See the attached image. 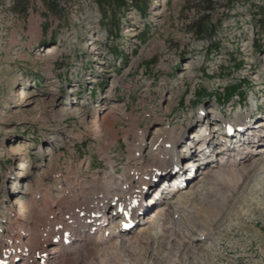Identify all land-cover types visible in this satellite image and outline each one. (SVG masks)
Returning <instances> with one entry per match:
<instances>
[{"label":"rangeland","instance_id":"1","mask_svg":"<svg viewBox=\"0 0 264 264\" xmlns=\"http://www.w3.org/2000/svg\"><path fill=\"white\" fill-rule=\"evenodd\" d=\"M10 5V0H0V230L11 209L24 217L21 206L30 198L34 178L56 186L46 176L58 154L64 172L70 167L83 180L110 170L102 140L90 130L94 111L102 116L121 103L141 129L148 128V143L159 136V119L186 128L183 142H195L187 152L183 143L178 146L182 162L171 164L159 184L146 189L147 209L136 223L126 224L132 236L156 225L147 251H137L143 255L137 259L159 264L155 256L162 232L159 224L148 223L156 210L151 199L185 221L199 217L200 190L193 187L203 171H193L186 181L176 175L173 181L166 178L191 159L198 144L194 136L205 128L215 135L217 152L211 146L209 157L216 163L225 151L218 144L221 119L247 117L252 124L264 118V0H150L143 11L131 5L109 22L93 0L81 1L64 18L47 14L41 0L32 2L26 17L9 11ZM204 22L216 29L212 41L219 44L218 51L210 52L198 33ZM242 80L239 93L245 97L236 93L224 103L222 89ZM130 124L123 120L117 127ZM127 148L121 138L111 151L117 175L128 165ZM259 150L264 151V144ZM251 163L255 174L230 197L226 210L204 224L203 231L185 234L194 239V247L176 264H264V155ZM178 186L195 194L187 205ZM114 209L105 218L124 226ZM206 232L209 237L200 236ZM57 244L51 239L48 249ZM22 262L18 258L16 264ZM124 264H130L127 258Z\"/></svg>","mask_w":264,"mask_h":264},{"label":"bare ground","instance_id":"2","mask_svg":"<svg viewBox=\"0 0 264 264\" xmlns=\"http://www.w3.org/2000/svg\"><path fill=\"white\" fill-rule=\"evenodd\" d=\"M110 109L102 116L94 111V126L90 130V134L102 140L103 160L110 170L94 173L91 179L83 180L70 167L64 172L58 154L51 161L49 176H46L51 177L56 186L34 178L29 183L28 202L20 205L24 217L11 209L4 219L0 230V264H16L18 258L23 259L22 264H124L125 258L130 264H140L137 258L141 253L137 251H147L153 238L150 232L156 225L132 236L126 224L136 223L139 213L147 209V204L143 205L146 189L159 184L171 164L180 165L183 157L177 151L178 146L183 143L187 152L195 142H183L186 128L174 127L167 120L159 119V136L148 143V128L141 129L138 118L128 113L125 105L116 103ZM123 120L131 121L129 128L117 127ZM227 122L217 124V127L222 126L218 144H223L221 148L225 151H221L222 156L216 163L210 160L212 156L209 157L211 146L215 147L212 152H217L215 135L205 128L194 136L198 144L194 152L191 151L186 166L177 167L166 176L169 181L176 176L186 181L193 171H203L201 181L193 187L200 190L196 200L199 217H189L185 221L178 212H171L151 199L156 210L148 223L159 224L162 232L155 256V259L160 257L159 264H176L185 258L194 247V239L188 240L185 234L200 231L212 217H219L226 210L230 197L235 196L256 172L251 161L264 155V151L259 150L264 144V118H255L252 124L247 117H238L228 125ZM121 138L127 142L128 165L117 175L110 154ZM72 139L77 140L78 136ZM196 154L199 156L194 161ZM177 194L184 205L195 196L193 191L185 193L179 186ZM113 206L124 226L115 224L109 216L105 218ZM209 235L206 232L200 236ZM51 239L58 244L48 249Z\"/></svg>","mask_w":264,"mask_h":264},{"label":"trees","instance_id":"3","mask_svg":"<svg viewBox=\"0 0 264 264\" xmlns=\"http://www.w3.org/2000/svg\"><path fill=\"white\" fill-rule=\"evenodd\" d=\"M34 0H10V9L9 11L13 12L15 15H20L22 17H26L29 12L30 5ZM47 14L54 16L56 18H64L66 17L74 8V6L78 5L81 1L84 0H41ZM94 3L100 10L102 18L109 22L113 21L117 15H121L126 12V10L131 6H135V8L143 11L146 8V3L150 0H93ZM205 19L210 18V15H205ZM260 21V20H258ZM205 23V22H204ZM202 24V22H201ZM206 24V25H205ZM204 25L197 26L198 33L201 38H204L205 42L208 43V47L210 48V52L215 50H219V44L217 41H212V36L215 35L216 29H213L212 25L206 22ZM261 25L264 27V20L261 22ZM47 28V27H45ZM115 31H119L118 27H115ZM105 30L109 34H113V32L106 29ZM213 49V50H212ZM244 81L234 82L233 84L227 85L223 90L225 94L223 102L225 103L226 99H230L234 96V94L241 95L242 98L245 97V93H239L240 90L244 87ZM222 93V92H221ZM222 100H220L221 102Z\"/></svg>","mask_w":264,"mask_h":264}]
</instances>
